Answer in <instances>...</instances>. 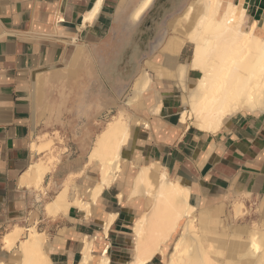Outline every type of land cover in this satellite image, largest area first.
I'll use <instances>...</instances> for the list:
<instances>
[{
    "label": "crops",
    "instance_id": "crops-1",
    "mask_svg": "<svg viewBox=\"0 0 264 264\" xmlns=\"http://www.w3.org/2000/svg\"><path fill=\"white\" fill-rule=\"evenodd\" d=\"M141 1L0 0V264H12L18 241L7 249L3 237L15 225H33L45 234L54 264H76L81 236L101 237L107 214L115 215L102 239L109 245L110 264H127L131 225L142 208L140 199L127 198L125 185L137 155L141 163L158 162L206 204L220 197L264 199V111L237 113L215 133L181 124L180 85L155 76L154 68L172 69L190 58L188 41L174 56L165 46L166 38L180 33L177 18L186 0H153L137 19ZM231 1L241 2L248 22L264 25V0ZM143 67L153 78L137 102L134 81ZM199 74L189 69L186 85ZM120 110L131 118L130 139L121 150L127 161L123 179L102 190L88 217L75 206L49 211L44 204L66 185L69 197L77 193L87 199V188L98 178L89 152L106 124L95 122ZM39 129L40 135H61L63 143L36 152L32 142ZM51 155L53 166L40 190L32 164L49 166Z\"/></svg>",
    "mask_w": 264,
    "mask_h": 264
},
{
    "label": "bare ground",
    "instance_id": "bare-ground-1",
    "mask_svg": "<svg viewBox=\"0 0 264 264\" xmlns=\"http://www.w3.org/2000/svg\"><path fill=\"white\" fill-rule=\"evenodd\" d=\"M152 2L141 1L135 15L137 19ZM96 10L95 6L85 14V19H91ZM177 24L180 25L179 35L166 38L165 46L172 55L188 41L192 44L190 58L172 69L159 65L154 70L155 76L176 80L180 85L179 122L215 133L225 119L237 113L264 111V25L257 27L255 21L248 22L241 2L231 0H186ZM189 69L200 73L192 86L185 83ZM152 78L146 67L140 70L133 84L134 87L137 85V102L142 91L150 87ZM132 100L128 103L132 104ZM154 109L159 112L160 103ZM124 112L120 110L113 114L94 139L88 162L96 165L98 178L87 188V199L75 192L69 197L66 185L44 204L49 211L63 213L69 206H75L85 211L86 217L92 215V204L104 188L118 180L123 170L125 159L121 150L130 139L131 129V118ZM42 137L37 136L32 142L36 152L44 146ZM32 166L34 186L39 188L50 167L40 162ZM179 179L170 177L158 162H148L139 165L129 186L125 183L129 187L128 199L145 197L148 204V209L140 213L131 226L132 254L127 264H151L156 256L161 257V262L156 264H264V225L261 228L219 225L224 203L218 201L212 207L195 209L202 198ZM117 198L122 201L123 194L119 193ZM242 213L241 203H235L233 217ZM114 217V214H107L102 225L103 235L108 233ZM44 235L36 226L24 229L15 225L3 237L7 249L16 246L18 241L12 264H54L45 249ZM96 239L82 236L83 246L76 264H110L109 245L97 252ZM170 243L171 250L167 252Z\"/></svg>",
    "mask_w": 264,
    "mask_h": 264
},
{
    "label": "rangeland",
    "instance_id": "rangeland-1",
    "mask_svg": "<svg viewBox=\"0 0 264 264\" xmlns=\"http://www.w3.org/2000/svg\"><path fill=\"white\" fill-rule=\"evenodd\" d=\"M112 115H113L112 112H107L104 115V117H101L99 119V121H96L95 123L97 125H102L103 122H106ZM41 130L42 129H39V131L37 133L38 135L41 134L40 133ZM96 135L97 134H95L94 136L96 137ZM42 136L43 137L41 139V142L44 145L42 149L46 148L48 150V152H51V151H53V149H55V143H63V138L61 137V135H59L57 133H53V134L43 133ZM135 159H136V163L131 162V165H134V166H132V168L135 167V165H136V169H138L139 165L144 164V163H141V158L138 159L137 157H135ZM53 160H54V156L51 155L49 158V161H48L49 167L53 165ZM126 163H127V161L124 160V164H123L124 169H125L124 165ZM136 169H135V171H136ZM135 171H134V173H135ZM122 173H123V170H122ZM122 173L116 182L123 179ZM134 173H132V174H134ZM132 177H133V175H132ZM132 177H130V180L126 181L127 185H129L131 183ZM248 194H245V195H248ZM138 199H140L142 202V208H140L137 216L140 213H143L144 211H146L148 209V204H146V198L145 197H139V198H137V200ZM218 201H222L224 203V210H223L222 214L220 215L221 222L219 223V225H245L248 227L256 225L260 228L262 227V225H264V209H263L264 208V199H262V198H249V199L243 200L239 196V197H235L234 199H230L227 201L226 198L220 197V198H217L215 200L210 201L209 204H206L204 202V200L202 199L200 201V203L195 206V209L199 210V209H202L204 207H206V208L212 207ZM193 203H196V200H194ZM235 203H241L243 213H242V215H239L238 217L235 216V218H234L233 214H234V204ZM261 205L263 206V208ZM261 209L263 210V212H261L262 211ZM177 234H179V233H177ZM101 235H102L101 237H99V238L97 237L98 239H100V243L97 242V239L95 240V250L97 252L107 245V244H104L103 240H102L103 237L107 236V234L103 235L101 233ZM131 235H132V232H131ZM82 236H81V243L83 246ZM177 236L178 235H176L175 237H177ZM213 236H215V235H213ZM132 242H133V235H132ZM171 246H172V243H170L168 245L167 250H166L167 252H169L171 250ZM80 250H79V252H80ZM131 254H132V248H131ZM154 259H155V262H157V263L161 262L160 256H156Z\"/></svg>",
    "mask_w": 264,
    "mask_h": 264
},
{
    "label": "trees",
    "instance_id": "trees-1",
    "mask_svg": "<svg viewBox=\"0 0 264 264\" xmlns=\"http://www.w3.org/2000/svg\"><path fill=\"white\" fill-rule=\"evenodd\" d=\"M155 258V257H154ZM156 264L157 262H155V259H153L152 261H151V264Z\"/></svg>",
    "mask_w": 264,
    "mask_h": 264
}]
</instances>
